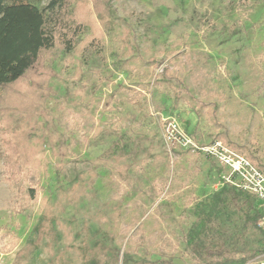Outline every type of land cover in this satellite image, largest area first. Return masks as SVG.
Wrapping results in <instances>:
<instances>
[{"label":"rangeland","instance_id":"rangeland-1","mask_svg":"<svg viewBox=\"0 0 264 264\" xmlns=\"http://www.w3.org/2000/svg\"><path fill=\"white\" fill-rule=\"evenodd\" d=\"M111 15L100 52L61 54L56 75L46 77L51 94L42 106L67 146L59 174L48 147L24 145L21 132L13 141L12 124L0 118V264H80L82 246L95 240L119 263L127 252L190 264L199 213L206 237L233 253L226 264L264 260V229L247 225L221 194L219 163L163 138L174 118L192 141L219 139L264 170V0H112ZM165 65L191 95L174 101L172 83L159 75ZM3 98L10 112L21 96ZM114 140L137 155L102 154ZM14 168L24 177L10 181ZM78 176L84 188L69 204ZM46 214L56 216L53 236L18 259Z\"/></svg>","mask_w":264,"mask_h":264},{"label":"trees","instance_id":"trees-1","mask_svg":"<svg viewBox=\"0 0 264 264\" xmlns=\"http://www.w3.org/2000/svg\"><path fill=\"white\" fill-rule=\"evenodd\" d=\"M111 6L112 0H0V112H4L0 113V118H3L1 123L2 126L12 124L13 141L16 134L21 132L24 145L37 144L35 146L41 148L40 152L48 147L55 157L56 174H59V166L67 158V146L51 129L50 118L42 106V101L51 94L50 87L45 83L46 77L56 75L53 64L61 54L87 56L100 52L105 47L107 36L113 28ZM89 29L93 31L89 33ZM150 62L159 61L150 59ZM159 75L172 83L174 101L183 95H191L184 80L173 74L168 65L162 67ZM21 82L28 84L25 83L26 86L22 89H15ZM11 90L21 98L9 112L10 104L3 97ZM41 116H47V120L38 121L37 118ZM137 152L135 146L127 150L118 144V140H114L102 154L108 153L122 160L125 157H135ZM19 157L21 163H30V158L24 154ZM219 167V171H222L223 168ZM126 170L127 165H122L121 173L125 174ZM9 176L10 181L23 178L24 169H10ZM75 179L77 180L71 183L73 193L69 204L76 202L84 188L83 178L78 176ZM35 192L36 186L28 187L27 193L30 197ZM220 192L242 213L247 225L259 228L257 222L264 215V205L253 194L225 182H222ZM218 194L214 196L217 198ZM55 217V214H46L37 223L34 227L35 239H31L28 245L17 252L18 259L19 256L28 258L33 251L40 248L44 238L53 236ZM204 220L205 216L199 213L194 224L200 227L195 232V237H188L191 252L195 256V262L190 264H226L233 261V253L206 237L203 230ZM81 251L80 264H186L176 263L171 257L134 259L127 252L119 263L118 254L110 251L99 240L91 245H83ZM60 264L73 263L62 259Z\"/></svg>","mask_w":264,"mask_h":264},{"label":"built area","instance_id":"built-area-1","mask_svg":"<svg viewBox=\"0 0 264 264\" xmlns=\"http://www.w3.org/2000/svg\"><path fill=\"white\" fill-rule=\"evenodd\" d=\"M163 126V138L167 145L171 147L188 146L198 153L213 157L223 168L222 182L253 194L264 205V170L249 157L219 139L205 144L192 141L184 134L174 118L167 119ZM257 225L264 229V215L258 219ZM254 264H264V260Z\"/></svg>","mask_w":264,"mask_h":264}]
</instances>
